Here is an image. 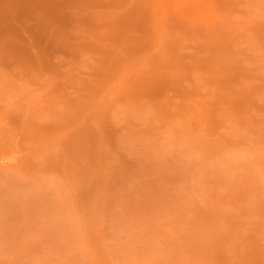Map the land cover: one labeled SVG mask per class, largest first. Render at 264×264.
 Returning a JSON list of instances; mask_svg holds the SVG:
<instances>
[{
    "label": "rangeland",
    "instance_id": "1",
    "mask_svg": "<svg viewBox=\"0 0 264 264\" xmlns=\"http://www.w3.org/2000/svg\"><path fill=\"white\" fill-rule=\"evenodd\" d=\"M0 264H264V0H0Z\"/></svg>",
    "mask_w": 264,
    "mask_h": 264
}]
</instances>
